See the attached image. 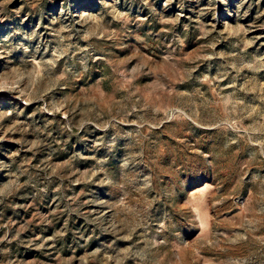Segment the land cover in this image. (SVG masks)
<instances>
[{
  "label": "rangeland",
  "instance_id": "1",
  "mask_svg": "<svg viewBox=\"0 0 264 264\" xmlns=\"http://www.w3.org/2000/svg\"><path fill=\"white\" fill-rule=\"evenodd\" d=\"M0 264H264V0H0Z\"/></svg>",
  "mask_w": 264,
  "mask_h": 264
}]
</instances>
